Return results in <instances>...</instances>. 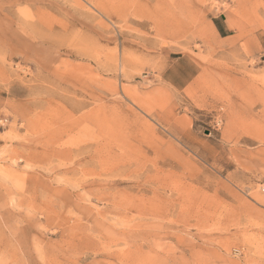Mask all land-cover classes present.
I'll return each instance as SVG.
<instances>
[{
    "label": "rangeland",
    "instance_id": "1",
    "mask_svg": "<svg viewBox=\"0 0 264 264\" xmlns=\"http://www.w3.org/2000/svg\"><path fill=\"white\" fill-rule=\"evenodd\" d=\"M0 264H264V0H0Z\"/></svg>",
    "mask_w": 264,
    "mask_h": 264
},
{
    "label": "crops",
    "instance_id": "2",
    "mask_svg": "<svg viewBox=\"0 0 264 264\" xmlns=\"http://www.w3.org/2000/svg\"><path fill=\"white\" fill-rule=\"evenodd\" d=\"M198 72L196 63L189 57H178L162 72V79L174 90H181L192 82Z\"/></svg>",
    "mask_w": 264,
    "mask_h": 264
}]
</instances>
